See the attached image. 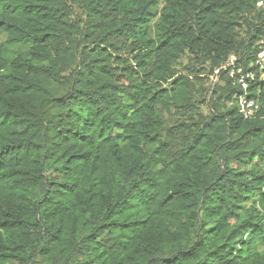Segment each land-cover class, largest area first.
Returning a JSON list of instances; mask_svg holds the SVG:
<instances>
[{
  "label": "trees",
  "instance_id": "trees-1",
  "mask_svg": "<svg viewBox=\"0 0 264 264\" xmlns=\"http://www.w3.org/2000/svg\"><path fill=\"white\" fill-rule=\"evenodd\" d=\"M0 35V264H264V78L243 119L215 74L264 0H0Z\"/></svg>",
  "mask_w": 264,
  "mask_h": 264
},
{
  "label": "built area",
  "instance_id": "built-area-1",
  "mask_svg": "<svg viewBox=\"0 0 264 264\" xmlns=\"http://www.w3.org/2000/svg\"><path fill=\"white\" fill-rule=\"evenodd\" d=\"M257 5L261 6L262 2L259 1ZM220 69L226 70L232 83L241 90L236 98L239 115L243 119L252 118L258 109V103L247 96V88L254 81L256 72L259 73L260 78H264V37L259 42V49L253 62L243 66L237 62L234 55H231L219 69L215 70V74Z\"/></svg>",
  "mask_w": 264,
  "mask_h": 264
},
{
  "label": "rangeland",
  "instance_id": "rangeland-1",
  "mask_svg": "<svg viewBox=\"0 0 264 264\" xmlns=\"http://www.w3.org/2000/svg\"><path fill=\"white\" fill-rule=\"evenodd\" d=\"M255 9L260 10L259 5H256ZM72 11L73 18L82 16V10L78 7V5L73 4ZM244 30L245 27H242L240 31L241 36H244ZM3 39L4 37L0 35V41H2ZM203 68L204 67H200L188 54H183L181 58L174 64L175 74L188 76L193 81L196 87L197 94H200L201 96L204 92L206 94L217 80L213 75L209 76L205 73V71H201ZM194 74H197L198 78H194ZM199 106L203 114L208 113L206 105L199 104ZM167 118L169 119L171 118V116L168 115Z\"/></svg>",
  "mask_w": 264,
  "mask_h": 264
}]
</instances>
